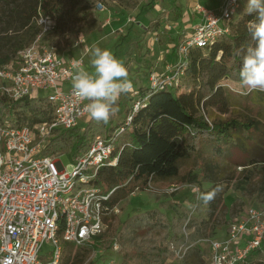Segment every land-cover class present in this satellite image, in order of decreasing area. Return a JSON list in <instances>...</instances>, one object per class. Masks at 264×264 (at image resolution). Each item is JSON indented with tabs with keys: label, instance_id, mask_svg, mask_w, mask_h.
Masks as SVG:
<instances>
[{
	"label": "trees",
	"instance_id": "1",
	"mask_svg": "<svg viewBox=\"0 0 264 264\" xmlns=\"http://www.w3.org/2000/svg\"><path fill=\"white\" fill-rule=\"evenodd\" d=\"M0 2L9 3L8 0ZM93 3L94 0H32L20 10V28L32 30L35 27L37 32L34 36L37 35L40 28L36 18L42 14L56 20L57 31L74 17L75 11L82 17L90 16L89 9ZM153 5L154 0H149L145 6L153 8ZM246 5L247 0L230 22L228 34L208 47H193L188 51L186 68L172 89L140 88L137 99L143 101L136 110L133 105H125L121 122H113L115 115L107 123L90 117L83 128L53 130L43 154L59 152L72 158L85 151L96 136L111 140L114 146L112 156L116 157V162L110 164L106 161L101 165L91 183L104 192L117 187L109 201L114 205L126 201L135 189L145 190L152 182L188 177L191 168L198 169L194 175L198 179L208 157L231 156L234 147L244 152V143H248L256 123L236 117L209 121L207 114L212 108L228 111L232 92L247 97L253 92L241 82L239 72L243 56L237 54L238 49L254 45L246 25L255 17L245 12ZM160 25L161 19L157 18L149 22L146 32H157ZM182 36L178 35V39ZM4 63L0 60V66ZM226 80L231 82L232 91L226 89ZM121 104L118 99L117 106ZM53 116L54 106L46 96H25L13 100L0 93V124L6 121L14 128H32L38 123L51 122ZM128 116L131 119L126 124ZM121 127L123 129L119 130ZM239 158L238 162L245 161L242 156ZM256 165L264 169L263 164ZM193 227L186 217L168 221L162 211L151 208L132 214L123 221L111 216L105 235L96 237L91 246L83 247L63 240L60 226L57 231L60 255L56 264H94L87 261L90 252L99 247L111 250V236H115L121 246V261L112 264H174V255L180 246L188 247L186 253L192 250L201 259L202 250L193 247L199 228L192 231ZM157 231H162L168 239L159 243L151 235ZM252 257L249 256L248 261ZM46 258L50 260L51 256L48 254L43 260Z\"/></svg>",
	"mask_w": 264,
	"mask_h": 264
},
{
	"label": "built area",
	"instance_id": "2",
	"mask_svg": "<svg viewBox=\"0 0 264 264\" xmlns=\"http://www.w3.org/2000/svg\"><path fill=\"white\" fill-rule=\"evenodd\" d=\"M244 1L220 0L214 8L194 3L192 13L198 15L197 21L190 20L189 34L182 32L176 44L177 61L166 72L151 71L147 86L152 90L172 89L186 68L188 51L208 47L228 34L230 22ZM98 8H102L100 2ZM36 24L40 28L36 39L0 66V93L13 100L46 96L54 106V116L51 122L32 128H14L6 121L0 124V264H56L60 226L63 240L90 245L105 232L106 218L120 211L119 204H109L117 187L104 192L89 186L101 165L116 162L111 140L96 136L85 151L72 157L70 172L64 169L58 153L43 154L53 130L78 127L90 115L85 107L88 101L77 97L72 89V63L83 61V56L64 58L54 46L42 43V34L55 31L53 17L39 14ZM141 101H135L134 110ZM130 119L128 116L125 123ZM207 242L208 264H246L249 256L262 251L264 205L248 206L227 224L224 236ZM44 243L51 244L50 260H43ZM117 245L113 243L114 249ZM187 249L180 246L176 257L181 259Z\"/></svg>",
	"mask_w": 264,
	"mask_h": 264
},
{
	"label": "rangeland",
	"instance_id": "3",
	"mask_svg": "<svg viewBox=\"0 0 264 264\" xmlns=\"http://www.w3.org/2000/svg\"><path fill=\"white\" fill-rule=\"evenodd\" d=\"M8 1L9 3L0 2V60L5 63L10 62L18 49L32 43L39 34L34 36L37 32L35 27L32 30L20 28V10L32 0ZM98 2L102 4V8L96 9ZM148 2L149 0H94L89 9L90 16L82 17L80 12L75 11L74 17L68 20L63 28H58L50 34H42L40 37L43 44L54 46L57 53H62L64 58L82 55L84 65L89 67V70L90 49L93 44L110 50L123 62L132 87L119 97L122 104L115 114L114 123L123 120L125 105L128 107L135 104L139 89L148 85L151 71L166 72L168 67L177 61L178 35L184 31L186 34L190 32V20L195 15L192 13L193 4L200 3L214 8L219 5L220 0H154L153 8H146ZM157 18L161 19L158 31L146 32L149 22ZM225 82L226 89L232 91L227 86L231 82ZM236 87L239 88L238 85ZM247 95L249 96L232 92L228 111L220 112L212 108L207 114L209 121L236 117L256 123L248 143L243 142L244 152L234 147L231 156L218 159L208 157L203 174L198 179L194 177L199 172L198 169L191 168L188 177L152 182L145 190L135 189L127 196L126 201L119 204L120 211L115 216L121 221L132 214L156 208L162 211L168 221L186 217L194 225L192 231L199 228L193 247L202 250V258L194 255L192 250L185 253L181 259L177 258L175 253L174 264H208L207 239L224 236L227 224L248 206L264 205V169L256 165H264V93L256 94V91H253ZM84 123L85 120H81L79 126L83 128ZM58 154L64 169L72 171V158L59 152ZM241 156L245 161L238 162ZM217 185L221 186V191L211 203L205 204L198 200L201 193L209 192ZM110 220L111 217L108 216L106 230L100 237L107 232ZM151 235L159 243L168 239L162 231ZM110 239L113 243H118L116 249L113 244L111 250L94 248L87 261L94 264L120 262V243L115 236ZM86 246L91 244L83 247ZM51 249V244L44 243L42 254H49ZM252 256V260L246 264H264V243L262 251Z\"/></svg>",
	"mask_w": 264,
	"mask_h": 264
},
{
	"label": "clouds",
	"instance_id": "4",
	"mask_svg": "<svg viewBox=\"0 0 264 264\" xmlns=\"http://www.w3.org/2000/svg\"><path fill=\"white\" fill-rule=\"evenodd\" d=\"M245 12L255 17L246 25L254 45L237 51L243 56L239 76L247 89L264 92V0H247ZM90 51L91 70L82 60L72 63V89L77 97L88 101L85 107L92 119L107 123L119 111L117 101L121 94L131 89L132 83L127 68L110 50L93 44ZM220 191L221 186L217 185L211 191L201 193L198 200L209 204Z\"/></svg>",
	"mask_w": 264,
	"mask_h": 264
},
{
	"label": "crops",
	"instance_id": "5",
	"mask_svg": "<svg viewBox=\"0 0 264 264\" xmlns=\"http://www.w3.org/2000/svg\"><path fill=\"white\" fill-rule=\"evenodd\" d=\"M193 18H191V22L192 21H195V19L198 17V15L197 14H195L194 16H192Z\"/></svg>",
	"mask_w": 264,
	"mask_h": 264
}]
</instances>
